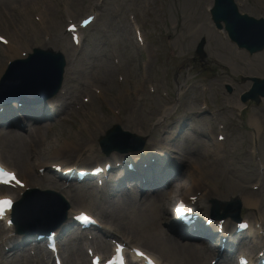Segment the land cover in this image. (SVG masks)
I'll list each match as a JSON object with an SVG mask.
<instances>
[{"label":"rangeland","instance_id":"rangeland-1","mask_svg":"<svg viewBox=\"0 0 264 264\" xmlns=\"http://www.w3.org/2000/svg\"><path fill=\"white\" fill-rule=\"evenodd\" d=\"M12 2L23 4L20 8L23 9L22 6H24L25 10L23 9V14H20L22 15L21 18L18 19L15 14H9L11 15L10 17L4 15L11 18L13 22L10 23L8 18L4 19L0 17L2 20L0 25H5L12 37L16 39L20 37V41H22V43H29L30 47L39 46L44 35L51 37V32H49L44 25L36 26L32 22L31 17L34 11L31 12L30 9L33 5H37L41 2H43V4L46 2L47 5L49 4L48 6L46 5L48 10H50L48 14L52 16L55 24V30L52 33H56L57 35H62L63 33V21L60 8L64 7L73 18H81L88 15L96 6V0H4L0 5V16L3 15L2 8H6V5L11 6L10 4ZM147 4L149 8L146 7ZM199 4L200 0H105L101 5L97 24L82 35L83 43L81 44V49L76 50L70 48L65 37L60 36L59 43H55L54 46L63 50L65 54L68 55L70 59L69 68L80 71L81 66L85 68V66L89 67L93 65L90 71H88L90 75L86 76L88 78L84 86L80 89V92L85 90L86 84L101 87V82L104 84L102 88H104L105 91L102 97L93 98L92 103L85 108L83 113L75 114L71 123L60 124L52 128V131L40 133L42 144L40 143L39 148L42 150V153L43 148L45 150V145L49 141L55 139L63 141L67 135H71L75 137V139L78 138L76 142L84 141V138L88 137V135L90 138L98 136L100 132H92L94 130L97 131V128L91 125L92 123L90 122L92 120L89 118L93 110L99 113L101 120L105 119L109 121L105 127V131L114 124H119L118 120L112 121V118H116V116H114L116 110L122 112V115L126 117L130 114H132L133 117L136 116L139 123L142 122L140 128H136L134 124L132 125L129 121L128 124L126 123V126H128V128H133L134 132L138 133V135L147 137L149 143H154L155 140H160L156 133L158 129L161 128L156 125L160 122V118L164 116L163 114L166 112V109H171V112L170 114L167 113L165 117L175 119L185 115L187 113L186 109L194 108L205 101L209 109H218L220 111L217 115V120L221 122L224 127L228 126L227 133L229 136L230 131H233L232 124L236 126L234 139L232 138L230 143H228L231 154L229 160L235 165L245 160L255 163L257 161L255 156L257 155L258 158L264 161V114H257L258 118L263 123V127L259 133H256L248 126L247 122L248 115H250L253 110L257 111L259 109L248 105V109L245 113L246 115L243 114L244 117H239V111L236 109L237 104L240 103L239 98L241 94L250 89V82L246 80L254 77L264 79L263 75H259L258 69L256 70V67H261L259 71H264V59L261 62L251 58L249 59L244 55L239 56L232 51L231 47L229 49L226 43H216L213 36L207 38V36L204 37V34H201V32L199 33L198 31L201 30V28L196 30L201 19V17H199L200 13H197ZM237 4L241 13L254 18H264V0H237ZM46 6L45 9L47 10ZM28 7L30 8L29 10ZM144 7L145 12L143 11ZM129 15L144 17L147 23L146 25L144 21V29L152 30L150 40H148V50L149 53L151 51L150 61L154 69L149 74L140 70L141 72L137 73L140 77L138 81L135 80L137 75L134 77L133 74H129L133 77L128 76V72L133 71L134 73V69L136 68V64L134 63L136 59L133 57L134 53L132 47L127 43L129 36H127L128 27L126 25V17L128 18ZM53 22L50 21L51 24H53ZM11 24H16L21 33H12L10 30ZM0 31L2 30L0 29ZM203 38V52L205 58L203 59L204 61L200 62L196 56V48ZM147 55L146 53V59ZM111 56L119 61L118 72L112 64ZM0 58H2V56H0ZM77 59H80V63L76 62ZM117 74H122L127 78L124 85L120 86L115 82ZM242 79L245 81H242ZM145 81H147L148 84L152 83L157 86L158 91L166 90L171 100L174 102V106H164V102L158 97H150L149 101H143L141 103L139 100L135 99H140L144 95ZM138 82L140 86H138L139 89L137 90L136 85ZM191 85L195 86L197 89L195 88L186 96L183 95L180 97L182 93L178 90L179 86L181 88V86ZM201 87H209L210 90H208L207 93L201 92ZM227 87H230L231 92H228ZM122 90H124L126 96H128L130 109L124 107L122 104ZM176 102L177 106L175 107ZM165 104L167 105V103ZM259 105V108H263L264 110L262 101ZM222 108H229V110L223 113L221 112ZM170 123L171 120L166 122V124ZM205 124L206 123L203 121L197 122L198 127L203 128ZM103 125V121H101L98 127L103 128ZM148 126L150 130H148ZM198 127L196 126L194 128L198 129ZM81 129H83V131H81ZM244 130L245 133H247V141L241 142L240 136L244 134ZM148 131H151L153 136H150ZM144 132L146 133L143 134ZM205 132L206 129L204 130V133ZM188 134L189 135L185 136L187 144H185L183 140V142L181 141L183 143L181 150L184 149V152H186V149H189L187 154L192 156L195 150L201 147V141L195 138L194 134ZM0 150L2 152V161L8 167L16 171H20L18 166L19 160L25 159L23 161H29L27 155L29 156L30 151L29 148L25 147V141L10 140L0 137ZM70 151H72L71 148ZM206 151L207 149L203 151L200 150L199 153L200 155L209 153V149L208 152ZM16 152L18 155L19 153L24 154L23 156L20 154L19 158L21 159H17ZM44 154L45 153L42 155L43 158ZM49 156L50 154L47 157ZM28 163H30L31 168H33L35 167L36 161L32 157ZM221 165L215 182H209L208 184V181L201 179L208 188L214 189L213 185L219 186L218 180L221 170L227 167L226 164L221 163ZM22 171H24V169ZM185 171L186 169L184 168V173ZM244 172L245 171H243V173ZM184 173L183 175H185ZM247 173H249L248 170ZM257 173L261 175L259 169H257ZM255 180L256 176L248 180V183H254ZM240 182H243V180H240ZM229 183L235 186V180ZM228 185L229 184L222 187L219 186L221 189H225L226 187L227 190H223L221 194L217 193L215 195L217 197L215 198L220 201H228L236 197L240 199L238 196L239 193H236V191L240 192L239 188L237 189L235 187L232 189L230 185ZM100 196L101 195H99L98 198ZM260 197V204L264 211V196L261 195ZM97 202L98 201L95 199L84 197L80 199L77 204L81 208H87L98 213L102 208L98 207ZM151 207V204H149L143 208H138L136 205L124 209L122 211V222H124L125 226L122 228V231L136 241L139 246L148 248L160 256L164 262L171 261L173 264H184L185 262L181 260L182 257L170 251V247L165 245L163 249L161 244L157 242V238L153 237L152 240H149L147 237L137 232L136 225L140 226L141 224H147L149 221L155 220V214L152 212ZM243 211L244 215L253 213L248 209H243ZM160 252L164 254L161 255Z\"/></svg>","mask_w":264,"mask_h":264},{"label":"bare ground","instance_id":"bare-ground-1","mask_svg":"<svg viewBox=\"0 0 264 264\" xmlns=\"http://www.w3.org/2000/svg\"><path fill=\"white\" fill-rule=\"evenodd\" d=\"M197 13H200L199 15L203 16L202 10H200L199 12L197 11ZM204 26H206V25L204 24ZM198 32L199 33L201 32V34H203V33L210 34L207 30H204L203 28L201 30H199ZM226 46H228V45H226ZM228 48L230 49L229 46H228ZM16 51H18V50L17 49L13 50V52H14L12 54L13 57H17L18 56V54L15 53ZM237 55L240 56L241 54L238 53ZM262 58H264V53H262L256 59L259 60V59H262ZM0 68H1V65H0ZM260 68L261 67H256V70L258 69L259 75H263L264 76V71H259ZM250 74H252V73H250ZM139 78L140 77L137 75L135 80L138 81ZM136 86H137L136 89L138 90L139 89L138 86H140V83L138 82V84ZM121 100H122L123 106L130 109L129 104H128V96H126V92L124 90L121 91ZM26 115L30 119L37 117L32 112H29L28 114L26 112ZM136 118H137L136 116L133 117V115L130 114L128 120L131 122L132 125L134 124V126L140 128V124L142 122L139 123L138 119H136ZM255 118L256 117H250V119L248 121L249 122V127L252 128L253 131H255L256 133H259V131L263 127V123L261 122V120L258 117L256 119ZM90 119L92 120L90 122V123H92L91 124L92 126H96L97 130L102 129V127H98V125L102 121L100 119V115H99L98 112L93 110L92 114L90 116ZM6 136L16 137V136H14L13 132H11L9 134H6ZM59 136H61V135H59ZM32 137L33 138L29 137V138H26V139L28 141H31L30 145L35 150L34 155L31 156V157L34 158V160L37 163V167H39V168H42L46 164H51V165L55 164V163H48V162L52 161V160L56 161L66 151H68V153L72 152V151H70V148L75 153L74 159H77V160L79 159L78 156L79 157H82V156H84V157H89L90 156L91 157L92 156L91 153L94 151V148H95V146L93 145V143L90 140L89 141L85 140L84 142H81V141L76 142L78 138L75 139V137H73L71 135L70 136L67 135L65 140H63V141L56 140V139L49 141L45 145V150L43 148V153H45L44 154V158H43L42 157V155H43L42 150L40 148H38V144L36 143L37 141L34 140L37 136L36 135H32ZM21 139H23V138L21 137ZM168 141H171L170 137L168 138ZM201 148H202V150H204L205 149V145L201 146ZM206 152H208V148H207ZM47 154L48 155L50 154V156L47 157L48 156ZM63 155H65V154H63ZM206 156L207 157H211V158H209V160H210L209 162L203 163L200 166L197 165L196 167L193 168V169H196V170L191 173V176H190L191 180H190V177H189V189H186V188L181 186V191H183L185 196H187V197L194 196L193 195V190L195 188L196 189H202V183L200 182L199 178L196 179L197 176L200 175L201 173L206 176V178H207L206 180H208L209 182H215V179H216V176L218 174V171H219V169L221 168L222 165L218 161L219 158H217V157L212 158L213 154L207 153ZM45 157H47V158H45ZM25 164H24V162H21V166L22 167L24 166V168H25V166L26 167L28 166L27 164L26 165ZM250 167H251V165H249V166L242 165L241 167H237L234 164H230L226 168H223L221 172H223V171L229 172V174L233 177L234 180H236L237 182L242 183L243 185H245V184L248 183V180H250L253 177V171L251 170L252 168H250ZM167 168H168V166H164L163 167V169H162L163 175H168L169 174V173H167L168 170H169ZM244 169H247L250 172L249 173H245L244 172L245 173L244 174L243 173ZM30 170L31 169H27V173ZM170 171L171 172L173 171V174L175 173L176 178H175V182H173L172 185H169L165 191L157 192L159 189L153 190L152 193L155 192L154 194H149V192L147 191V192H144L145 194L141 195L140 198L138 196H136V197H134L131 200H122L120 198L110 199L108 204L110 205L111 211L113 213H115L116 215H118V216L119 215L122 216V214H121L122 211L124 209L131 208L133 203H136V202L141 203L142 201H144V202H142V206H144L146 204L145 202H153L154 203L155 201H158L159 199H164L165 198L167 201H170L171 199H173L178 194V186H180V180H179L180 178L177 177V174L181 176L182 175L181 172L183 170H182V168H180V169L177 168L176 170L175 169L173 170L172 167H170ZM183 173H184V171H183ZM25 175H24V178L26 177ZM230 180H232L231 177H230L229 181ZM240 180H243V182H240ZM25 182H26L25 188L35 186V187H43V188H51V187H53L55 189H59V187H56L53 184H47L45 181H40L36 177H30V178H27V179L25 178ZM151 183H153V181ZM40 184H42V185H40ZM229 185H230V187L232 189H234L235 187L237 189L239 188V190L241 192H240V195L239 194L238 195L242 199L243 205L246 208H252V209L257 208V206L259 205V202H258V199L256 198L255 193L251 192L248 188H243L238 183H235V186L231 185L230 183H229ZM76 190H78V189H76ZM225 190H227V188ZM63 191H64V193L66 195L69 196V198H70L69 203L71 205L73 204V206H75V202H76V200L78 198V194L77 193H78L79 190L78 191H74V190L70 189V187H69L68 190L63 189ZM221 191L223 192V190L219 189V192H221ZM244 191H246V192H244ZM236 193H239V192L236 191ZM124 194H125V190H124ZM198 201H199V198H198ZM200 201H202V197H200ZM159 222H160V218L158 219L156 224H158ZM168 241H169L167 243L168 246L177 248V245H174L173 242H171V240H168ZM99 248H100V251H103L102 253H105V252H107V249L109 248V245L106 244V243H100ZM46 254L47 253L43 249L39 248V254L36 257V260H33V258H31V257H29L27 255H22V256L17 257L15 259L14 264H42V259H40V256L46 255ZM184 258L187 261H190L191 259H193V257L188 255V254L184 255ZM64 264H85V258H84L83 255H79L77 257L69 255L64 260Z\"/></svg>","mask_w":264,"mask_h":264},{"label":"snow or ice","instance_id":"snow-or-ice-1","mask_svg":"<svg viewBox=\"0 0 264 264\" xmlns=\"http://www.w3.org/2000/svg\"><path fill=\"white\" fill-rule=\"evenodd\" d=\"M15 177L12 176L10 173L4 172L3 169H0V182L2 183H9L10 180H14ZM12 209V201L4 199L0 200V218L3 217V215L10 211ZM121 249L117 248V254L119 255ZM137 255H142L141 253H137ZM122 264V261H121ZM149 264H151V261H149Z\"/></svg>","mask_w":264,"mask_h":264}]
</instances>
